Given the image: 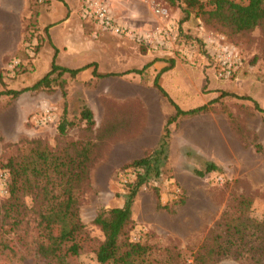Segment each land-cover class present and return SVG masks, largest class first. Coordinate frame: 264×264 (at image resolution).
<instances>
[{"label":"rangeland","instance_id":"rangeland-1","mask_svg":"<svg viewBox=\"0 0 264 264\" xmlns=\"http://www.w3.org/2000/svg\"><path fill=\"white\" fill-rule=\"evenodd\" d=\"M66 1L75 15L70 23L73 44L98 47L97 44L102 42L108 49L107 54L84 49L80 54L61 56L67 65L78 68L83 62L97 59L99 72L122 74L129 69L143 68L147 64L144 57L147 51L159 52L163 54L166 66L172 67L160 74L164 76L161 84L177 105L189 109L218 99L209 113L184 117L170 125L165 152L159 157L162 160L159 174L153 175L150 181L158 188L162 206H158L153 190L144 185L136 194L132 207L135 227L130 233L131 239L142 238L159 247L154 253L155 260L149 264H164L163 248L166 246L173 248L175 254L171 264H194L195 252L210 233L217 231L219 219L232 197L239 194L250 197L253 200L250 216L254 219L264 216V113L255 108L252 100L221 96L226 92L249 96L264 108V27L232 32L219 24L205 23L196 13L187 16L184 5L179 2L173 6L167 0H104L123 25L146 31L159 28L175 37L174 40L166 38L164 45L155 39L141 43L99 27L84 15V0ZM201 1L207 9L213 7L212 0ZM3 5L5 8L18 7L20 12L9 16L8 9L3 11ZM27 6V0H0V90L29 87L51 67L48 55L51 43L46 40L47 34L39 32V22V31L35 32L31 44L34 45L36 39L40 42L37 53L28 54L27 50L24 53L21 34H15L18 27L21 33L22 21L29 16ZM46 8L50 10V6L42 2L40 12ZM157 8L166 9L168 16L161 17ZM95 28L105 34L98 33L101 34L98 38L90 40L89 34L96 31ZM64 34H67L65 29L53 30L55 43H64ZM80 34L84 37L77 36ZM142 47L146 49L144 53L140 52ZM225 48L238 53L241 62L231 77L220 79L217 55L223 54L221 50ZM16 53L19 64L8 70ZM121 74L118 76L126 77ZM156 74V71L148 70L144 79L149 81L150 75ZM64 76L67 79L65 100L70 113L66 119L75 126L69 127L63 136L58 134L56 126L63 115L64 103L57 86L50 92H23L15 98L3 95L0 97V161L17 154L18 148L22 151L32 148L33 145L26 142L34 139L41 140L51 149H60L69 140H93L98 158L89 169L87 186L76 193L78 214L84 227L61 244L59 254L66 260L65 264H101L97 262V250L103 234L92 221L100 209L125 204L126 191L118 182L116 171L123 163L119 153L130 151L134 132L125 134V108L116 105L113 114L120 117L103 119V113L97 112L94 128L87 129L85 122L78 118L81 109L86 101L97 102L93 96L95 91L106 88ZM86 76L81 74L80 78ZM163 97L168 104L165 111L172 110L175 116L174 106ZM135 109L131 120L138 123L141 116ZM47 110L49 117L43 119ZM209 162L217 164L219 171L202 176L194 173V169L203 170ZM7 178V172L0 168V211L8 196ZM180 196L184 203L179 205ZM25 200L29 207L25 218L17 225L0 222V242L7 246H0V264H47V259L36 248L39 226L34 216L36 210L44 207L34 205L29 197ZM52 233L57 234L58 227H52ZM72 245L79 248L77 255L68 251ZM51 264H57V260ZM214 264L248 263L244 259L229 258Z\"/></svg>","mask_w":264,"mask_h":264},{"label":"trees","instance_id":"trees-1","mask_svg":"<svg viewBox=\"0 0 264 264\" xmlns=\"http://www.w3.org/2000/svg\"><path fill=\"white\" fill-rule=\"evenodd\" d=\"M58 1L66 5L64 0ZM167 1L173 6L177 2L184 5L183 10L187 16L196 13L205 23H216L232 32L250 31L258 26L264 27V0H212L211 9H207L201 0ZM42 2L48 3V0H27L29 16L22 21L20 42L24 45L21 48L24 53L30 50L35 54L40 48V42L37 39L34 45L31 46V44L35 32L39 31L38 18ZM48 27L49 25L44 27L43 31L47 33ZM52 47L54 53L51 67L43 76L29 87L1 89L0 97L6 95L15 98L23 92H50L57 86L64 105L63 115L59 118L56 128L58 134L63 136L69 127L75 126L72 121L67 120L70 113L65 100L67 79L64 75L74 80L78 73L88 67H94L92 74L96 77L120 75L121 73L98 74L97 62L88 63L77 69L59 65L56 62L57 50L53 45ZM145 50L143 47L140 48L141 53ZM14 57L15 59L18 57L17 53ZM151 64L152 62L147 63L140 69H129L121 75L131 72L141 74ZM171 68L170 66L164 67L153 80V86L168 98L176 110V115L166 120L160 146L147 151L142 158L134 159L118 168L116 177L126 191L125 204L123 207L100 209L92 221L103 234V240L97 250V262L101 264L109 261L112 264H149L155 260L154 253L158 252L159 247L153 246L148 240H142V238L133 240L130 237L135 227L132 218L134 198L142 186H149L158 200V206H162L158 188L150 181L153 175L159 174V166L160 163L162 164L159 157L165 152L164 148L170 136L168 126L178 123L184 117L209 113L218 102V99L214 98L205 104L189 109H183L179 104L177 105L159 83L160 74ZM226 95L252 100L255 108L264 113V108L249 96L227 92L221 94L222 97ZM78 118L85 122L87 129H93L96 124L94 112L88 105L81 109ZM26 144H32L33 147L26 148L24 151L18 148L17 154L0 161V168L8 174V196L0 211V222L7 221L12 225H17L22 218L28 215L29 207L25 198L29 197L34 205L44 207L34 213L39 226V240L36 245L38 253L47 259V264L55 260L57 264H65L66 260L59 254L60 246L64 241L72 239L74 235L83 230L84 226L78 214L79 202L76 193L88 184L89 169L98 158L95 151L96 144L92 139L69 140L60 149H51L38 139L26 142ZM213 171H219L217 164L213 162L207 163L203 170L194 169V173L199 176ZM177 203L179 205L184 203V198L180 196ZM252 205L253 200L243 194L230 199L226 211L219 219L217 231L210 233L195 252L194 264H214L229 258L244 259L248 264H264V216L261 219H254L250 216ZM54 226L58 227L57 234L52 233ZM3 243L0 242V246L6 248V244ZM172 249L167 246L163 248V255H166L162 261L164 264H171L175 261ZM68 251L72 255H77L79 248L72 245L69 246Z\"/></svg>","mask_w":264,"mask_h":264},{"label":"crops","instance_id":"crops-1","mask_svg":"<svg viewBox=\"0 0 264 264\" xmlns=\"http://www.w3.org/2000/svg\"><path fill=\"white\" fill-rule=\"evenodd\" d=\"M66 5H64L61 1L58 0H48V5L50 6V10L48 8L44 9V12L40 13V17L38 18L39 26L41 27V30L39 31L42 34H48L46 37L47 42L49 41L51 44L50 46V52L48 55L51 57V62L53 58L54 49L52 45L56 48L57 52V58L56 62L59 65L66 66L69 68H73L64 61H62L61 56H72L76 54H80V52H84V49H90V50H99V52L103 54L108 53V49L103 46L102 42H99L97 45H91V47L80 44L78 47L73 44V32L70 28V23L72 22L71 19H75L74 12L72 10V6L64 0ZM4 7V5H3ZM9 16L12 14H16V12H20L18 7H9L3 8V11H7ZM80 15V12H79ZM43 21V23H41ZM48 22V23H47ZM47 33L43 31L44 27L48 26ZM56 29H65L67 30V34H64L63 39L64 43H61L58 45L55 43V38L52 37L53 30ZM96 31H91L90 40L98 38V35L105 34V32L98 28H95ZM103 29V28H102ZM98 31V32H97ZM101 33V34H98ZM111 33V32H110ZM2 34V33H1ZM15 34H21L20 33V27L17 28V31ZM80 36V38L84 37V34L77 35ZM82 36V37H81ZM56 39H58V36L56 35ZM7 39H5L6 41ZM59 40V39H58ZM10 41V39H9ZM17 41V39H16ZM46 48V44H44ZM44 55V54H43ZM146 57V62L152 64L145 69V73L141 74H135L132 73V75H126V77H121L118 75H106L104 77H96L93 76L92 70L94 67H88L84 70H82L80 73L77 74L76 78L73 81L81 82V81H90L92 85L97 84L98 88H106L105 91L98 89L94 93V97L98 99L97 102L91 103L86 101V105H88L92 111L94 112V116H96L97 112L100 114L103 113V119L108 118H118L119 115H114L113 113L116 112L114 110V106H121L125 108V117L124 120H126L125 124V134L130 133V131L134 134H132L133 138V145L130 148V151L120 152L119 159L123 162L120 167L123 165L130 163L134 159L142 158L147 151L151 149H156L160 146L162 136H163V129L164 125L166 123L167 118L173 117L172 110H169L166 112V107L168 104L164 100L163 95L153 86V80L155 75H150L149 81L144 79V74L150 70L151 72L158 73L161 69L166 67L167 63L162 58L164 57L163 54L152 51H147V54L144 55ZM101 60V59H100ZM91 62H97L99 68V61L97 59L83 62L80 64V66H77L78 68H81L82 66L91 63ZM50 67H48L49 70ZM96 68V71L98 74H106L110 73L107 71L99 72ZM77 69V68H73ZM47 70V71H48ZM46 71V72H47ZM166 72V71H164ZM163 73V72H162ZM161 73V74H162ZM81 74L87 75L85 79L80 78ZM142 75V76H141ZM43 76V75H42ZM164 76H159V83L161 84V80ZM162 86V84H161ZM164 88V86H162ZM164 90L167 92V90L164 88ZM168 93V92H167ZM135 108H138L136 110ZM134 109L135 112L139 111L140 113V121L137 123L134 120H131V118L134 116ZM114 110V111H113ZM137 116V115H136ZM135 116V118H136ZM199 116V115H198ZM197 117V116H193ZM191 118V117H187ZM183 119V118H182ZM133 123H136L137 125H134ZM170 126H168L169 128ZM169 131L171 132V128H169ZM118 151L115 152L117 154Z\"/></svg>","mask_w":264,"mask_h":264},{"label":"built area","instance_id":"built-area-1","mask_svg":"<svg viewBox=\"0 0 264 264\" xmlns=\"http://www.w3.org/2000/svg\"><path fill=\"white\" fill-rule=\"evenodd\" d=\"M83 10L84 15L91 18L99 27L103 28L106 31H109L113 34L131 38L137 42L145 43L151 42L152 39H155L158 44L164 45L167 43L166 38L175 39V37H170L169 34H165L166 31L156 28L152 31L138 30L132 26L123 25L118 19L114 16L111 11L110 6L104 0H84L83 1ZM156 12L161 17H167L168 11L166 9L157 8ZM223 54H218L217 59L220 63V70L217 72V76L220 79H226V77H231L239 65L240 57L238 53L233 52L227 48L222 49ZM27 53L30 54L31 51L27 50ZM19 64L18 59L12 60L7 66V69H12L13 67ZM49 110H47L43 119L48 118Z\"/></svg>","mask_w":264,"mask_h":264}]
</instances>
